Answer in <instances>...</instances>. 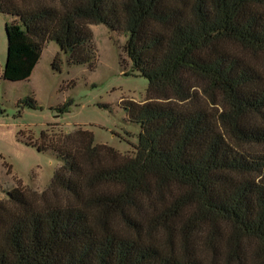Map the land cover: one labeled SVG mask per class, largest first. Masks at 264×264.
<instances>
[{"label": "trees", "instance_id": "1", "mask_svg": "<svg viewBox=\"0 0 264 264\" xmlns=\"http://www.w3.org/2000/svg\"><path fill=\"white\" fill-rule=\"evenodd\" d=\"M0 14V78L28 79L50 41L93 68L90 24H105L149 80L146 101H122L133 153L82 127L26 139L62 163L45 190L16 177L0 199V264H249L248 239L264 264V77L227 46L264 57V0H0Z\"/></svg>", "mask_w": 264, "mask_h": 264}, {"label": "rangeland", "instance_id": "2", "mask_svg": "<svg viewBox=\"0 0 264 264\" xmlns=\"http://www.w3.org/2000/svg\"><path fill=\"white\" fill-rule=\"evenodd\" d=\"M11 19L10 15L0 14L1 68L7 60L6 23ZM90 27L97 47L93 68L89 64H70L67 54L50 41L28 79L0 78V199L7 197L16 177L38 191L50 185L62 162L53 152L38 151L25 142L38 139L50 124H58L63 132L78 127L88 129L96 144H107L123 154L135 150L141 125L130 119L122 101H146L149 80L131 70L132 64L123 51L128 34L105 24ZM227 46L251 62L264 77V57L260 52L232 42ZM56 55L60 58L59 69L53 67ZM29 97L36 100L37 108L19 104ZM67 101H72L68 110L59 112L58 108ZM254 148L258 150L259 146ZM244 247L252 264L257 244L248 239Z\"/></svg>", "mask_w": 264, "mask_h": 264}]
</instances>
